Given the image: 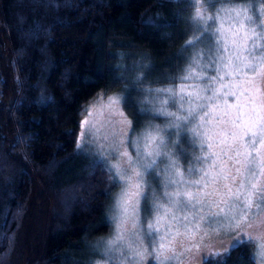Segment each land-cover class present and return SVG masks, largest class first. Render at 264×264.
<instances>
[{
    "label": "trees",
    "instance_id": "16d2710c",
    "mask_svg": "<svg viewBox=\"0 0 264 264\" xmlns=\"http://www.w3.org/2000/svg\"><path fill=\"white\" fill-rule=\"evenodd\" d=\"M189 4L0 0V264H90L109 194L75 151L85 105L116 92L133 133L161 125L143 94L179 80ZM202 264L255 262L236 244Z\"/></svg>",
    "mask_w": 264,
    "mask_h": 264
},
{
    "label": "snow or ice",
    "instance_id": "6c2138e0",
    "mask_svg": "<svg viewBox=\"0 0 264 264\" xmlns=\"http://www.w3.org/2000/svg\"><path fill=\"white\" fill-rule=\"evenodd\" d=\"M216 2L231 4L233 0H216ZM189 6H195L192 20L200 35L189 40L187 47L195 48L197 44L204 42L205 37L208 38L210 46L206 51L198 50L193 54L187 73L180 79L182 83L189 80H206V87L198 89L193 84L189 86L191 91H185L183 87L178 91L174 89H158L157 91L173 97L179 95L181 105L178 111L181 114L177 115L176 112H164V114L172 119L173 123L170 127L176 129L177 133L190 130L193 136L199 139L201 148L209 149L207 156L196 158L197 162L208 161V167L188 169L189 175L200 178L184 180V173L180 171L177 161L171 158L175 153L158 151L164 144L163 138L158 134L146 133L141 138L144 141L142 151L139 147L140 141L136 142L138 146L135 161L128 152H122L120 155L126 158L125 163L128 165L130 175L120 177L124 180L126 187L117 200L116 207L119 209L117 234L115 240L108 241L109 246L116 241L124 240V232L127 230L125 225L129 221L133 229L136 227L139 198L143 194L144 174L149 169L154 170L157 164L155 159L145 162L144 158L153 156L168 155L169 165L165 171L170 176L180 177L179 180L169 178L168 183L178 189L181 185L185 186L184 190L164 193L173 211H169L163 205H156L158 211L161 208L164 209L163 219L169 229L167 235H173V228H175L176 237L184 236L188 232L187 210L198 214L202 221L223 217L227 223L220 224L218 228L213 229L214 232L239 230L245 224L251 227L250 214L264 212V92L257 84L260 78L257 70L264 63V55L257 58L258 53H264V20L261 19V16H264V8H254V18L248 14L249 9L244 6L222 7L211 16L205 14L206 9L201 0H191ZM209 20L215 27H202L207 25ZM250 25H256V28H251ZM258 40L260 44L256 43ZM185 50L187 51V48ZM205 59H208L207 64L203 62ZM209 69L216 73L215 77L200 75L201 72ZM221 72L224 73L223 77L220 76ZM248 73L256 75L248 76ZM224 79H230L232 82L224 85L222 90H216V82ZM201 91L205 93L210 91L212 94L201 96ZM220 98H223L225 103L223 111L217 117L219 123L214 126L216 131H213V126L205 127L207 118L211 115V112L206 110L211 103ZM229 98L234 101L233 104L227 103ZM185 103L188 104L187 108L184 107ZM119 104L118 97H108L105 106L112 110ZM220 107L217 105V108ZM88 112L89 115L92 114L91 109H88ZM201 112L204 113L203 116L200 115ZM120 115L123 116V113ZM192 122H196L197 126L188 129V124ZM126 123L131 126V121ZM84 125H89L90 134L93 126L87 119L82 121V129ZM156 132L158 133L159 130L157 129ZM84 135L85 131L82 130L81 137ZM104 139L107 140L108 137L105 136ZM214 142L219 145V155L211 150ZM79 146L78 144L77 147ZM174 147L179 148V144H175ZM180 151L183 153V149ZM113 167L118 173L121 171L119 165H113ZM189 188H196L197 191H188ZM205 206L209 208L207 215L203 213ZM213 208L217 210L213 211ZM169 218L172 221L171 224L167 223ZM160 220L161 217L156 216L155 223L148 225L150 231L147 235L150 241L155 242L156 234L160 231L155 224ZM181 227L185 230L183 233L180 231ZM195 227L199 230L200 225L197 224ZM164 239L166 237L156 242L157 246L153 249L160 264H165L172 258L170 254H174L172 243L165 244ZM128 247L131 248V245L129 244ZM133 255L141 260L144 258V253L140 251H133ZM258 255L264 262V244L260 245Z\"/></svg>",
    "mask_w": 264,
    "mask_h": 264
},
{
    "label": "rangeland",
    "instance_id": "374dc122",
    "mask_svg": "<svg viewBox=\"0 0 264 264\" xmlns=\"http://www.w3.org/2000/svg\"><path fill=\"white\" fill-rule=\"evenodd\" d=\"M191 0H188L190 3ZM201 3L206 9V15H214L217 9L220 8H232L244 6L249 9L248 14L255 18L254 8H264L263 0H233L231 4L219 3L216 0H201ZM190 21L193 23L190 35L183 41L184 47V63L182 67V73L179 76V80L171 85H166L159 89H174L179 90L181 87L185 91H191L190 85L195 84L196 88L203 89L206 87L207 81H196L189 80L185 83L181 82L183 77L190 66L191 58L193 54L198 50H207L210 46L208 38L205 37L204 42L197 44L195 48H188L187 42L193 39L194 36L200 35L196 31V24L193 22L192 17L195 13V6L191 8ZM264 20V16H261ZM202 27H215L213 22L209 20L207 25ZM251 28H256V25H250ZM259 31V29H257ZM257 44L261 42L256 41ZM187 48V51L185 50ZM264 53H258L257 58ZM205 64L208 63V59L203 61ZM250 62V61H249ZM199 72V69H197ZM259 79L257 81L261 91L264 92V63L260 65L257 70ZM201 76H212L215 77L216 73L211 69L206 72H201ZM256 75L254 73H248V76ZM220 76L223 77L224 73L221 72ZM137 75H135L136 79ZM232 82L230 79H224L216 82V90H222L223 86ZM155 89L153 92H146L143 94L144 100L149 107L150 111L161 116L163 122L161 125H145L138 132H132L131 126L126 121H129L128 117L124 113L121 105V95L116 92L110 93H98L96 94L86 105L79 122V130L77 135V145L75 151L78 154L84 156L87 160L89 170H92L95 166L103 168L107 173V190H108V201L105 209V215L109 224V229L106 233L100 236H96L91 239H87L83 244V252L88 257L90 264H160L156 259L153 249L157 246L158 241L162 237L164 243H172L174 248V254L172 258L165 262V264H202V262L216 254L227 251L230 247L236 244H249L251 250V257L255 264H264L258 255L260 245L264 244V212L257 214L253 212L250 214L249 223L242 225L239 230H220L214 232L213 229L218 228L222 223H227L223 217H216L211 221H202L198 214H194L192 210H187L186 214L189 217L188 232L184 236L176 237L175 228L172 229L173 235H167L169 229L166 226L164 216V209L157 210L156 205H163L164 208H168L169 211H173L168 203L167 198L164 196L165 192H173L176 190H184L185 186L181 185L179 189L176 186L168 183L169 178L179 180L180 177L170 176L165 169L169 165V156L160 155L153 156L151 158H144L145 162L150 159H155L157 164L153 169H149L144 174V186L143 194L139 198L138 214L136 216V227L132 228V223L129 221L125 228L124 240L116 241L115 244L109 246L108 241L115 240L116 238V224L119 216V209H117V200L120 198L122 191L126 185L124 180L120 177L121 175H130L128 165L125 163L126 158L121 157L122 152H128V154L135 161L137 159V141H140L139 147L143 150L144 141L141 139L146 133L158 134L164 140V144L160 146L158 151L161 153H175L171 158L176 160L180 171L184 173V180H196L199 176L189 175L188 169L195 167L196 169H202L208 167V161L197 162V157L207 156L209 149L201 148L199 139L194 137L190 130L181 131L177 133V130L170 127L173 123L172 119L164 114V112H176L177 115L181 113L178 111L181 105V99L179 95L173 97L170 94L164 92H158ZM209 91L207 93L201 91L200 95H211ZM108 97H118L120 104L115 106L112 110H109L105 105ZM225 100L223 98L217 99L209 105L206 111L211 112L205 123V127L213 126V131H216L215 125L219 123L217 117L223 111V105ZM228 104H233L232 99L227 100ZM220 105V108H217ZM185 108L188 104L185 103ZM88 109H91L92 114L89 115ZM123 113V116L120 115ZM204 115L203 112L200 114ZM88 120L89 124L93 127L89 134V125H84L82 129V121ZM196 122L188 124V129L195 128ZM159 130L157 133L156 130ZM82 130L85 131V135L81 137ZM108 139L105 140L104 137ZM186 137V139H185ZM122 141V143H121ZM179 144V148L174 147L175 144ZM183 149V153H181ZM219 155L218 143L213 144L211 149ZM113 165L120 166V172ZM138 167V165H134ZM141 170H143L141 168ZM93 171V170H92ZM149 173H154L150 175ZM227 183V181H224ZM211 187V186H210ZM188 191H197L196 188H189ZM213 211L217 209L213 208ZM204 215L209 213V208L205 206L203 208ZM183 215L185 213H177ZM160 216L161 220L155 224V227L159 228L160 231L156 234L155 242L150 241V237L147 233L150 231L148 225L155 223L154 218ZM168 224L172 221L169 218ZM199 224V230L196 229V225ZM183 233L185 230L183 227L180 228ZM136 233V235H133ZM138 237V238H137ZM251 237V239H250ZM131 245V248L128 245ZM133 251H140L144 253V258L141 260L139 257L133 255ZM82 252V253H83ZM81 253V252H80ZM81 253V255H83Z\"/></svg>",
    "mask_w": 264,
    "mask_h": 264
}]
</instances>
